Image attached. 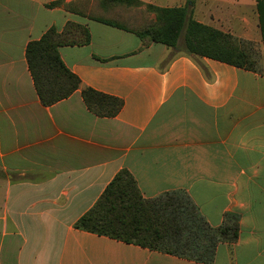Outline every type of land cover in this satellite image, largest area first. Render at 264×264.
<instances>
[{"label":"crops","instance_id":"0c3cea01","mask_svg":"<svg viewBox=\"0 0 264 264\" xmlns=\"http://www.w3.org/2000/svg\"><path fill=\"white\" fill-rule=\"evenodd\" d=\"M54 1L0 0V264H264L259 0H141L188 5L199 22L254 41L259 71L144 45L66 10L77 0ZM69 20L91 41L60 54L83 86L123 100L114 117L92 113L80 89L49 106L39 98L27 44ZM124 168L146 198L185 190L212 226L237 213L238 240L206 263L75 227Z\"/></svg>","mask_w":264,"mask_h":264},{"label":"trees","instance_id":"16d2710c","mask_svg":"<svg viewBox=\"0 0 264 264\" xmlns=\"http://www.w3.org/2000/svg\"><path fill=\"white\" fill-rule=\"evenodd\" d=\"M63 0L47 4L52 7ZM141 0H77L64 3L68 11L135 33L149 45L160 42L192 55L205 56L240 68L259 71L250 40L196 20L188 5L164 7L147 4L133 12ZM264 41V0H259ZM185 30L184 46H179ZM91 41L88 27L67 21L62 30L50 27L28 42L26 58L42 104L49 106L81 90L87 108L100 117H114L123 107L120 97L83 86L80 77L64 62L59 48ZM75 227L161 250L196 261L211 263L221 242L233 243L240 233L239 215L228 212L220 226H212L188 192L174 190L146 198L131 172L121 169Z\"/></svg>","mask_w":264,"mask_h":264},{"label":"rangeland","instance_id":"374dc122","mask_svg":"<svg viewBox=\"0 0 264 264\" xmlns=\"http://www.w3.org/2000/svg\"><path fill=\"white\" fill-rule=\"evenodd\" d=\"M67 3V2H65ZM191 3V1H189V4ZM134 9L133 12L135 11L136 13L138 12H144L146 13L150 18L155 19V15L151 12L147 11V3H143L139 6H133ZM142 14V13H141ZM184 35H185V30L182 32L181 36H180V40H179V46H184ZM254 45V49H255V58L257 61V65L258 68L262 70V66L260 65V57L262 56V53L260 52V50L258 49V46L256 45V43L254 41H251ZM165 47V46H164Z\"/></svg>","mask_w":264,"mask_h":264}]
</instances>
